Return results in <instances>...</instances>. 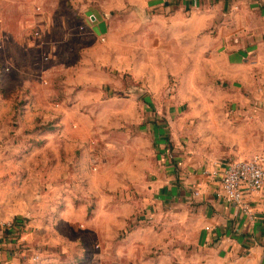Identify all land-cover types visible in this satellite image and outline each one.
I'll return each instance as SVG.
<instances>
[{
	"label": "rangeland",
	"instance_id": "1",
	"mask_svg": "<svg viewBox=\"0 0 264 264\" xmlns=\"http://www.w3.org/2000/svg\"><path fill=\"white\" fill-rule=\"evenodd\" d=\"M35 1L0 0V238L13 223L4 210L21 205L27 215L8 249L22 264H162L157 256L180 264L179 247L192 239L186 211L152 212L151 195L137 187L152 180L160 135L182 164L237 155L217 145V98L234 92L213 73L194 74L206 86L200 105L191 74L151 72V54L139 49L149 32L128 1L110 12L113 48L101 35L75 36L88 26L72 12L64 25H42Z\"/></svg>",
	"mask_w": 264,
	"mask_h": 264
},
{
	"label": "crops",
	"instance_id": "2",
	"mask_svg": "<svg viewBox=\"0 0 264 264\" xmlns=\"http://www.w3.org/2000/svg\"><path fill=\"white\" fill-rule=\"evenodd\" d=\"M48 1L51 4L48 8L47 0L32 4L42 25L49 26L51 22L64 25L66 11L72 12L88 26L87 33L79 30L73 32L75 36L91 40L95 35L104 36V44L110 48L115 44L111 9L123 8L130 2L138 14L135 23L149 32V43L144 48L140 45L139 49L141 55L142 51L151 54V65L155 68L150 71L191 74L187 80L192 82L186 81L187 88L193 91L191 98H198L196 103L200 105L208 104L197 96L206 86L197 85L195 77L190 80V76L208 72L225 79L217 78V84L227 81L234 93L229 100L217 98V145L229 144L228 153L237 154L233 158L264 155V0H71V11L67 1L64 4L59 0ZM101 23L105 31L97 34L95 26ZM115 51H121L119 46L111 50V55ZM116 65L122 66L119 61ZM144 101L150 103L147 97ZM220 136L229 139L222 141L218 139ZM159 138L156 153L159 163L153 165L152 180L147 182L150 188L146 184L137 189L151 195L149 203L153 211L149 206L148 212L172 204H181L186 211L182 223L189 225L192 239L179 247V263L264 264V190L244 192V200L253 214L250 218L239 207L216 195L221 172L233 158L213 165L204 162L194 165L192 161L182 164L178 156L170 155L166 137ZM213 168L217 169L216 176L209 174ZM194 190L198 191L197 195L193 194ZM140 202L138 198L139 206ZM21 209V205L6 207L4 215L13 220L25 217L27 213ZM60 215L70 214L62 211ZM15 228L13 222L2 230L6 235L0 238V264L23 262L14 255L15 251L8 249L15 238ZM156 259L162 264L167 261L160 256Z\"/></svg>",
	"mask_w": 264,
	"mask_h": 264
},
{
	"label": "built area",
	"instance_id": "3",
	"mask_svg": "<svg viewBox=\"0 0 264 264\" xmlns=\"http://www.w3.org/2000/svg\"><path fill=\"white\" fill-rule=\"evenodd\" d=\"M209 174L216 176L217 169L213 168ZM261 190H264V155L255 153L249 158H233L226 163L216 195L239 207L252 218L250 206L244 200V192ZM194 194L197 195L198 191L195 190ZM6 223V227L13 225L12 222Z\"/></svg>",
	"mask_w": 264,
	"mask_h": 264
},
{
	"label": "trees",
	"instance_id": "4",
	"mask_svg": "<svg viewBox=\"0 0 264 264\" xmlns=\"http://www.w3.org/2000/svg\"><path fill=\"white\" fill-rule=\"evenodd\" d=\"M22 220L20 219V217H16L13 222H15V224L20 223Z\"/></svg>",
	"mask_w": 264,
	"mask_h": 264
}]
</instances>
